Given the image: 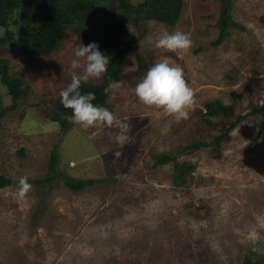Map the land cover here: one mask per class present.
Masks as SVG:
<instances>
[{
  "label": "rangeland",
  "instance_id": "obj_1",
  "mask_svg": "<svg viewBox=\"0 0 264 264\" xmlns=\"http://www.w3.org/2000/svg\"><path fill=\"white\" fill-rule=\"evenodd\" d=\"M225 1L186 0L173 27L148 21L140 31L120 15L134 55L127 58L122 87L109 96V110L131 127L132 140L119 159L112 155L119 150L116 129L73 125L63 132L46 116L52 114L51 101L71 82L76 45L88 44L69 30L55 55L31 57L17 50L13 28L16 37L3 59L11 72L24 75L27 96L13 105L0 83V103L7 111L0 121V175L42 180L58 151L63 177L37 185L26 203L18 199L16 186L0 190V264L264 261L262 117L243 122L220 145L177 151L209 141L230 123L228 115L212 118L211 126L205 123L200 111L207 103L220 100L234 114L264 105V0H231L238 26L214 47ZM176 30L191 36L187 54L154 47L158 35ZM163 57L183 68L195 91L197 104L187 120L157 118L156 110L135 95V86ZM172 152L175 162L155 167L156 156ZM175 163L195 167L183 184L173 181ZM67 177L92 183L74 192L65 186Z\"/></svg>",
  "mask_w": 264,
  "mask_h": 264
},
{
  "label": "trees",
  "instance_id": "obj_2",
  "mask_svg": "<svg viewBox=\"0 0 264 264\" xmlns=\"http://www.w3.org/2000/svg\"><path fill=\"white\" fill-rule=\"evenodd\" d=\"M186 0H139L134 4L132 0H0V29L6 30V36L0 35V83L7 89L8 97L18 103L27 96L23 88L24 75L13 73L8 62L3 59L10 52L8 44L15 39L18 31L17 50L31 57L48 58L59 52L63 46L64 37L69 30H76L81 40L86 44L95 43L99 50L109 57L107 74L99 81L89 79L81 84L82 94L95 93L94 105L110 108L109 92H105L109 79L121 82L128 56L134 55L133 46L125 40V25L120 18L124 16L137 30L143 31L148 21H155L165 26H175L184 9ZM232 1H225L224 9L219 20V37L211 43L212 46L221 45L228 35V29L238 26L231 17ZM14 28V30H13ZM140 65L143 59L139 58ZM257 74V73H256ZM52 114L47 118L58 123L63 132L73 127L69 117L70 109L64 108L61 98L52 100ZM0 103V121L6 114ZM204 112V113H203ZM200 111L205 123L212 125V118L228 115L230 123L221 130L218 136L209 141H196L190 145L181 146L178 154H187L210 146L220 145L223 140L238 128L243 122L254 116H261L264 120V105L252 106L244 113L234 112L220 100L209 102ZM264 134V127L261 130ZM176 153H162L155 157V167L176 161ZM60 155L53 151L48 163L46 177L42 180H29L34 187L40 184H53L57 178L63 177L59 172ZM173 181L183 184L195 167L190 163H175ZM65 179V186L74 192H80L92 183ZM19 179L0 175V190L10 186H18ZM246 264H264L262 260H247Z\"/></svg>",
  "mask_w": 264,
  "mask_h": 264
},
{
  "label": "clouds",
  "instance_id": "obj_3",
  "mask_svg": "<svg viewBox=\"0 0 264 264\" xmlns=\"http://www.w3.org/2000/svg\"><path fill=\"white\" fill-rule=\"evenodd\" d=\"M154 47L166 52L187 54L193 47V41L188 33L179 30L172 33L165 31L157 36ZM74 57L71 61V68L74 70L71 82L59 93L61 103L64 108L72 111L70 122L84 130L116 129L115 143L119 150L112 155L114 159H119L124 147L132 140L129 123L122 122L108 108L94 105L95 93L82 94L80 91L82 83L89 79L100 80L107 74L109 57L95 43L76 45ZM81 60L84 61L83 65ZM76 69H82V72L77 74ZM121 87L122 82L109 79L105 92ZM135 95L142 104L156 110L157 118L172 117L176 122L189 119L190 112L195 110L197 104L195 91L186 82L183 68L169 57L159 59L148 69L135 86ZM34 191L35 187L29 183V177L21 176L16 192L18 199L26 203L29 194Z\"/></svg>",
  "mask_w": 264,
  "mask_h": 264
}]
</instances>
